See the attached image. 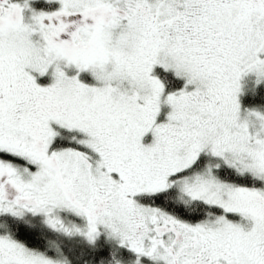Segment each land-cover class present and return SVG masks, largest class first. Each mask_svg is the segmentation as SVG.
I'll return each mask as SVG.
<instances>
[{"label": "snow or ice", "instance_id": "obj_1", "mask_svg": "<svg viewBox=\"0 0 264 264\" xmlns=\"http://www.w3.org/2000/svg\"><path fill=\"white\" fill-rule=\"evenodd\" d=\"M0 264H264V0H0Z\"/></svg>", "mask_w": 264, "mask_h": 264}]
</instances>
